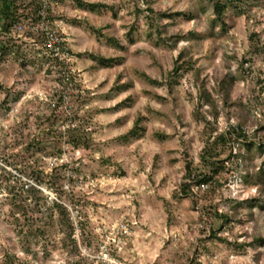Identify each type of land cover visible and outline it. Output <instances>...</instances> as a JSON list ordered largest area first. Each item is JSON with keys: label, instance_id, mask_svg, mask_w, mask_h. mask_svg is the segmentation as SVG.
I'll return each mask as SVG.
<instances>
[{"label": "rangeland", "instance_id": "obj_1", "mask_svg": "<svg viewBox=\"0 0 264 264\" xmlns=\"http://www.w3.org/2000/svg\"><path fill=\"white\" fill-rule=\"evenodd\" d=\"M51 1V22L72 55L70 83L29 21L21 20L29 27L12 41L0 37L16 46L0 56V264H264V247L250 246L264 237V212L238 205L258 197L263 182L264 149L249 152L244 143L264 146V0L229 7L224 28L214 21V0H159L161 9L195 15L181 17L168 34H199L198 62L173 91L174 62L193 42L174 46L160 37L145 0H82L101 5L96 12L74 0ZM91 55L115 63L104 66ZM223 76L233 79V109L215 93ZM203 80L216 100V121L200 99ZM139 115L145 131L123 139ZM202 116L217 128L213 138L227 137L218 150L225 169L209 183L211 191L193 184L183 194L191 181L187 163L212 174L201 160L209 142ZM70 130L82 136L80 147ZM32 141L41 144L30 151ZM240 152L251 159H237ZM31 187L44 200L28 197ZM17 203L27 211L18 214ZM236 208L224 224L219 216L233 217Z\"/></svg>", "mask_w": 264, "mask_h": 264}, {"label": "trees", "instance_id": "obj_2", "mask_svg": "<svg viewBox=\"0 0 264 264\" xmlns=\"http://www.w3.org/2000/svg\"><path fill=\"white\" fill-rule=\"evenodd\" d=\"M75 3L79 8L82 9H90L91 11H98L101 5L96 4H87L82 0H74ZM159 0H145V4L147 6L146 13L148 15V19L151 22V28L155 30L156 33L161 37L163 34H166L167 39H169L174 46H176L180 41H191L193 42V46L190 48L184 47L183 50L180 52L178 57L174 62V69L172 71V75L170 80L168 81V87L171 91H173L174 86L178 84V79L183 76L184 73L193 70L195 65L198 62V59L195 58V47L199 41V34L197 32L191 31L189 33H183L179 30L176 34L170 35L168 34V28L170 26H175L177 21L181 17L186 18H194L195 15L192 13H185L182 11L175 12L171 7H165L161 9L157 6ZM213 13H214V21L221 23L222 27L224 28L226 24L224 23V17L229 7L240 8V4L242 0H214L213 1ZM41 5L38 0H0V37H7L11 41L13 38V33H16L14 28L17 23L21 20H32L33 22L37 21V13L40 9ZM92 32L98 36L99 38H105L109 43L124 48L120 42L108 35L103 33V29H95L92 28ZM255 38V37H254ZM15 45H9L7 43L0 41V56H6L13 52V47ZM16 47V46H15ZM91 58L94 60L99 61L102 65L111 67L115 63L113 58H106V57H96L95 55H91ZM143 79L150 81L151 83H158L154 81L149 75L145 72L138 73ZM232 81L233 79L230 76H223L221 79L217 80V87L215 89V93L222 98L224 107L228 109H233V107L237 106L235 102L231 101V88H232ZM199 94L200 99L205 103L206 106H209L213 109L212 116L214 121L217 120L219 116V110L216 104V100L213 97L212 93L208 90L206 81L203 80L199 85ZM62 100V98L60 99ZM55 115V114H54ZM50 117H53L51 115ZM200 119L205 124V133L209 138L208 144L202 151L201 160L202 164L206 167H211V175L204 173L203 171L196 172L192 170V164H186L187 176L190 178V183L182 186V193H189L192 189V185L196 184L200 186L201 184L212 183L214 180V176L222 172L225 169V163L222 161L220 162L218 159L220 157L219 147L220 146H227L228 140L225 134L220 133L216 137L213 138V134L217 131V128L214 127V123L209 121L207 117L202 116ZM144 120L143 116H138L134 128L129 131L127 135L123 137V139L128 140L132 137H136L140 134V132L145 131V128L141 126L142 121ZM245 122H242L239 125V130L243 131V127ZM242 133V132H241ZM70 138H72V142L74 146L80 147L82 136L77 134L74 130L69 131ZM155 136L164 138L165 136L160 135L159 133H155ZM242 135H239L241 137ZM213 138V139H212ZM41 143H37V141H32L31 144L28 146V150H33L38 148ZM244 147H246L249 152L253 151L254 148L259 150L264 149V146L258 145L253 142H245ZM237 159H242L247 161L251 159V155L249 153L242 155L241 152L236 154ZM263 182L259 187V196L253 197L251 199H247L242 203H238L239 206L248 205L249 207L253 208L257 206L261 212H264V170L261 171ZM246 180H249V176H244ZM45 181L41 177L38 178V185L43 186ZM210 187L206 191H211ZM25 192V191H23ZM28 197L40 194L42 197L40 200H44L43 192L36 187H31L27 189ZM39 200V201H40ZM18 204V205H17ZM15 205L16 212L25 213L27 211V207L22 203H17ZM40 204V202H39ZM237 205V206H238ZM53 207L56 208L58 211L62 213V215L66 214V208L60 203H53ZM253 215V213H251ZM234 216H237V208L233 212L232 215L225 214L220 215L219 218L223 220L224 224H229L233 221ZM38 234L42 233L41 229H37ZM37 233H34L36 235ZM251 247H264V237L255 238L253 243L250 245ZM241 248H244L245 245H240Z\"/></svg>", "mask_w": 264, "mask_h": 264}, {"label": "built area", "instance_id": "obj_3", "mask_svg": "<svg viewBox=\"0 0 264 264\" xmlns=\"http://www.w3.org/2000/svg\"><path fill=\"white\" fill-rule=\"evenodd\" d=\"M41 7L37 13V21L33 22L29 20V26L24 25V22L20 21L15 25V32L23 34L27 28L35 34L37 37L42 38V47L45 54L50 57L57 65L62 66L64 69V82L70 83V77L66 73L69 69V65L72 62V55L70 48L66 45V41L55 29V26L51 22L52 14V1L51 0H38ZM62 23H58L57 27H61ZM32 26V27H31ZM56 68V67H55ZM66 76V77H65ZM209 188L207 184H201L198 189L206 191Z\"/></svg>", "mask_w": 264, "mask_h": 264}]
</instances>
